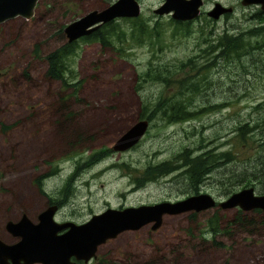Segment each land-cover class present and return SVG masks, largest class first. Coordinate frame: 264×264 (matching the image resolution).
<instances>
[{
  "label": "rangeland",
  "instance_id": "rangeland-1",
  "mask_svg": "<svg viewBox=\"0 0 264 264\" xmlns=\"http://www.w3.org/2000/svg\"><path fill=\"white\" fill-rule=\"evenodd\" d=\"M106 1L38 0L29 20L15 18L0 24V241L4 243L16 240L4 230L7 221L16 222L25 215L35 222L47 203L61 202L54 222L81 224L107 208L174 202L189 196V186L177 172L138 183L147 165L170 161L183 148L206 150L210 149L206 142L212 141V146L219 144L217 152L236 150L231 127L237 121L252 124L259 117L252 107L264 106V49L259 50L263 39L245 31L255 25L247 19H254L258 12L237 0H222L229 14L214 24V30L203 25L200 17L191 23L188 34L171 37L172 28L162 17V48L157 53L146 45L129 46L128 40L122 44L111 38V45L122 53L81 41L75 55L66 59L69 88L45 79V56L66 43L60 29L103 9ZM155 2L141 0L143 22L152 17ZM117 22L127 34L129 26ZM222 31L227 36L243 33L240 39L249 45L239 51L245 73L237 70L241 63L231 64L230 59L218 57L219 51L208 50ZM180 63L185 66L178 67ZM147 68L165 70L171 82L190 76L196 83L203 75L206 90L193 95L185 91L171 100L174 84L138 81ZM186 97L192 107L215 104L218 108L171 125L158 113L146 121L147 128L135 145L121 152L112 150L114 142L140 121V107L153 110L160 102L169 106ZM249 142L241 145L232 165H221L205 179L197 194L219 202L225 198L220 196L221 180L230 171L243 173L257 166L259 156L264 162V148L250 149ZM97 154L101 155L96 158ZM217 210L224 227L233 209L211 208L198 213L194 221L189 214L165 216L154 231L146 226L105 242L88 264H264L263 225L236 227L225 236L217 235L218 247L211 245L209 235L204 237V222ZM247 216V220L264 219Z\"/></svg>",
  "mask_w": 264,
  "mask_h": 264
},
{
  "label": "water",
  "instance_id": "water-1",
  "mask_svg": "<svg viewBox=\"0 0 264 264\" xmlns=\"http://www.w3.org/2000/svg\"><path fill=\"white\" fill-rule=\"evenodd\" d=\"M37 2L0 0V24L15 18L29 20ZM241 4H261L264 7V0H242ZM199 6L200 0H165L155 14H167L172 10L170 18L183 22L194 19ZM212 13H216L214 18L220 14L214 10ZM138 15L139 7L135 0H117L100 11H90L65 25L62 35L66 43H71L89 36L100 25L115 19H133ZM146 128L145 120L136 121L114 142L112 150L121 152L129 149L139 141ZM211 208L221 211L233 209L243 213L258 210L264 213V194H256L253 188L247 187L231 193L219 202H215L209 195L196 194L174 202L107 208L99 214L91 215L79 225L54 222L56 207L49 206L37 214L35 222L21 215L16 222L7 221L4 224V230L17 238V241L12 244L0 241V264H87L96 259L101 245L123 232H134L146 226L154 231L165 216L198 214ZM63 230V233L58 234Z\"/></svg>",
  "mask_w": 264,
  "mask_h": 264
},
{
  "label": "trees",
  "instance_id": "trees-1",
  "mask_svg": "<svg viewBox=\"0 0 264 264\" xmlns=\"http://www.w3.org/2000/svg\"><path fill=\"white\" fill-rule=\"evenodd\" d=\"M119 21H122V23L129 26L127 34L121 30L119 22H109L103 24L101 28H98L89 36L82 37L78 39L79 41L76 40L71 43H63L57 49L46 55L44 60L47 68L44 73V78L49 81L62 83V89L69 88V85L65 81V74L67 73L66 59L75 55L78 43L81 41L87 43L96 42L103 50H106L107 48L119 53H122L120 48L115 49L111 45V38H114L118 43L122 44L126 43L125 40H128L130 42L129 46L133 47L146 45L151 53H157L161 50V34L163 31L160 25L163 24L162 22L159 21L149 28L142 19L138 17L133 19H122ZM167 23L172 28L171 37L189 33V23H180L173 20H167ZM61 31L62 29H60L59 32L61 33ZM240 38V35H223L217 37L215 42L208 46V50L213 52L219 51L218 57L228 61L230 59L231 64L238 65L241 63V67L237 70L245 73L243 71L242 59H239V51L244 50L245 47L249 45L243 43ZM34 53H37L36 46L34 48ZM184 66L185 64L181 63L178 65L180 68H183ZM195 66L194 69L196 70V73L200 75ZM165 74V70L159 71L147 68L144 73L138 75V81L141 83L174 84L176 93L170 98L171 100L177 99L178 96L182 95L185 91H189L191 92V95H193L197 94V91L200 93L201 91L206 90L207 78L203 75L198 76L195 83L188 79L190 76H183L176 81L171 82L169 77ZM70 79L73 80L74 77H71ZM188 97L184 98L183 101L173 103L169 106L161 105L160 102L152 107L153 110H150L147 106L140 107L137 112V120H145L149 122L151 121V117H154L159 113L160 116L164 118V123L171 125L176 122H187L195 115L203 113V111L210 112L218 108L215 104H211L210 106H200L197 108L195 106L192 107V101ZM252 112L259 115L252 124L249 122L242 123L237 121L231 127L230 133L238 142V148L236 150L232 151L233 147H231L225 152H217L219 144L212 146V141L206 142L207 147H210V149L206 150L200 146H198L196 150L183 148L178 154H175L170 161L147 165L144 170V179L138 184L151 182L158 178L166 177L173 172H177V174H179L189 186L190 193L188 195H196L198 188L202 185L203 181L209 179L211 174H213L217 168L221 165H232V161H234L240 153L239 150L241 151L242 146L248 144V141H250L248 145L250 149L262 150L264 148V106L258 104L255 107H252ZM201 140L204 139L201 138ZM100 155L101 154H97L95 157L98 158ZM246 170L249 172H246ZM246 170H244L243 173L230 171L228 178L226 180H221V197H226L239 189L247 187L253 188L257 194H264V162H261V157H258L257 166L246 168ZM36 184L37 187H39V181H36ZM219 212L220 211L217 210L209 215L204 222V229L202 231L204 237L205 235H209L207 237L210 238V243L213 247L219 246L215 237L217 235L225 236L230 229H235L236 227L247 229L248 227H255L257 225L264 226V219L255 220L250 218L247 220V215L249 214L264 218V213L258 210L247 213L234 210V215L224 227ZM196 216L197 214L191 213L188 215V219L194 221Z\"/></svg>",
  "mask_w": 264,
  "mask_h": 264
},
{
  "label": "flooded vegetation",
  "instance_id": "flooded-vegetation-1",
  "mask_svg": "<svg viewBox=\"0 0 264 264\" xmlns=\"http://www.w3.org/2000/svg\"><path fill=\"white\" fill-rule=\"evenodd\" d=\"M86 1V0H85ZM117 0H108L105 2V5L103 7L106 8L108 6H110L111 4L115 3ZM239 5L240 6H243L241 4L242 0H237ZM236 1V2H237ZM135 2L137 3L138 7H139V15L137 16L138 18H141L140 15H141V12H142V5H141V0H135ZM165 3V0H158V2H155V7L151 8L150 9V14L152 17L150 18H147L146 20H144V23L145 24H155L157 22L160 21V19L162 17H166L167 20H172L170 18L171 14H172V10H170L167 14L163 13L161 15L159 14H155L156 11H158L162 6L163 4ZM246 7H249V6H253L256 11L258 12L255 16H254V19H253V16H250L248 19H247V22L250 23V22H253L255 25L252 26V27H247L245 28L246 32L247 33H251L253 32L255 35H258L261 39H263L262 41V45L259 47V50L260 49H264V7L261 6V4H249V5H245ZM102 10V9H101ZM219 11V15H217L216 18H214V15L216 13H212L210 14L212 11ZM228 10V6H226V4L222 1V0H200V6L198 7L197 9V14L195 16L194 19L192 20H188V21H183V22H180V21H176V22H180V23H189L190 24V27H191V23L195 22L196 20H199L200 17H202V20H203V25L204 24H209V25H212L213 26V30H214V24L217 23V21L219 20H223L225 18V15L226 14H229L227 12ZM96 11V10H95ZM100 11V10H99ZM210 14V15H209ZM212 15V16H211ZM136 17V18H137ZM242 18L243 19H246V16L245 15H242ZM123 19H126V18H123ZM130 19V18H128ZM142 19V18H141ZM116 20V19H115ZM119 20H122V19H117L116 21H119ZM114 21V22H116ZM175 21V20H173ZM112 22V21H111ZM109 23V22H108ZM102 25L99 26V28H101ZM213 30L210 31V34L213 33ZM241 32V31H240ZM219 33V32H218ZM217 33V34H218ZM245 34V33H244ZM223 35H226L224 31H222L221 33V36ZM240 35L242 36L243 33L241 32ZM219 36V37H221ZM80 39V38H79ZM78 40V39H77ZM76 41V40H75ZM74 42V41H72ZM257 44V43H256ZM262 47V48H261ZM255 50H258V46L256 45L255 47ZM49 206H55L56 207V211L58 212V210L60 209L61 207V202H54V203H47L46 204V207H49ZM45 207V208H46ZM56 213V212H55ZM89 219V218H88ZM65 222V221H64ZM85 222V221H84ZM58 223H63V222H58ZM76 225H79V224H76ZM6 232V231H5ZM63 231H60L58 234H61L63 233ZM7 233V232H6ZM8 234V233H7ZM9 235V234H8ZM10 236V235H9ZM12 237V236H11ZM17 241V238L14 242L12 243H15ZM10 243V244H12ZM71 261H73V259H71ZM94 261V260H92ZM91 262V261H90ZM75 263V262H74ZM75 264H82L80 262H77ZM88 264V263H87Z\"/></svg>",
  "mask_w": 264,
  "mask_h": 264
}]
</instances>
